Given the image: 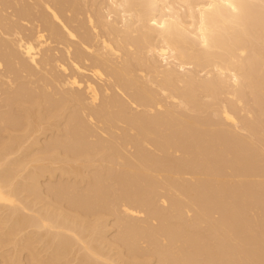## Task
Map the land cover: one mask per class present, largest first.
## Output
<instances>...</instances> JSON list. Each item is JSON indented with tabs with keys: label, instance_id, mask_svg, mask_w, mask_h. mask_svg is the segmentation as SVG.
<instances>
[{
	"label": "bare ground",
	"instance_id": "6f19581e",
	"mask_svg": "<svg viewBox=\"0 0 264 264\" xmlns=\"http://www.w3.org/2000/svg\"><path fill=\"white\" fill-rule=\"evenodd\" d=\"M0 264H264V0H0Z\"/></svg>",
	"mask_w": 264,
	"mask_h": 264
}]
</instances>
